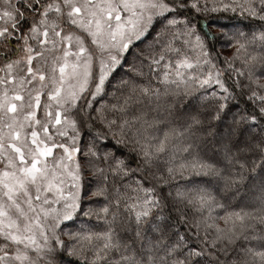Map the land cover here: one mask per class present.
<instances>
[{"label":"snow or ice","instance_id":"1","mask_svg":"<svg viewBox=\"0 0 264 264\" xmlns=\"http://www.w3.org/2000/svg\"><path fill=\"white\" fill-rule=\"evenodd\" d=\"M0 264H264V0H0Z\"/></svg>","mask_w":264,"mask_h":264},{"label":"trees","instance_id":"2","mask_svg":"<svg viewBox=\"0 0 264 264\" xmlns=\"http://www.w3.org/2000/svg\"><path fill=\"white\" fill-rule=\"evenodd\" d=\"M204 21L202 20V25H203ZM221 24L225 23V21L221 20L220 21ZM225 54H227V51L225 52Z\"/></svg>","mask_w":264,"mask_h":264}]
</instances>
